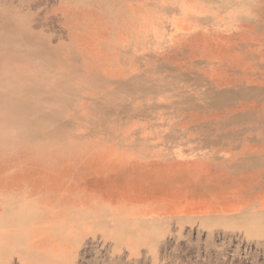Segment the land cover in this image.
Segmentation results:
<instances>
[{"label": "rangeland", "instance_id": "obj_1", "mask_svg": "<svg viewBox=\"0 0 264 264\" xmlns=\"http://www.w3.org/2000/svg\"><path fill=\"white\" fill-rule=\"evenodd\" d=\"M31 1L35 0H0V42L4 41L7 37L9 24L8 22L17 21L18 25H22L25 23V16L27 14L38 12L39 7L43 6L45 3L54 1L56 3V0H37L38 2H40V5L32 6V4L30 3ZM67 1H62L63 3L61 4V7L65 8L69 15L77 16L78 22L77 24L73 25L74 30L80 27H85L91 34L94 35L96 44H100L102 41L109 39L112 47L119 49L123 53H129V50H127V48L130 49L131 46L138 41L139 37L140 39L145 40L146 34L140 36V33L147 31L149 27H151L149 25L150 20L147 23L137 25L136 27L131 22H122L121 20H119L118 25L120 26H117L119 32L114 31L113 27L110 25V22L115 16L119 14V11H132V7L128 4H126L125 7H119V5L117 7L114 6L112 10L107 13V17L105 18H89L87 12H93L98 8H102L107 2L105 0ZM125 1L127 0H111L110 2L114 4H120L121 2ZM154 1L160 2L162 0ZM177 3L179 4L177 8L178 14L171 12V10L168 8H164V12H166V25L164 24L165 28H163L162 31H158L156 33L155 39L158 42H161V38L159 36H162L163 39L166 40V42L172 41V48H180L183 52L190 45L200 43L202 45L206 43L212 44V46H210L213 48L212 50H204V52H206V56L214 59L213 63H211V66L206 67L207 63L200 58H198L193 63L197 64L200 68L204 67L201 71H205V69L208 68L217 75H220L221 72H225L228 75V79L231 77L229 80L232 79L233 81H236L235 87H232V85L229 84L231 87L227 85L229 87H226V89L223 88L221 89L222 91L217 90L214 94L208 95L206 102L199 103L195 100H187L186 103L191 106L194 114L196 113L195 115H197L198 117H202L200 112L204 110L208 111L210 109L211 112L210 114H205L206 117L208 118L211 116L212 118H216L218 115L222 114L223 111L224 113L227 112L224 114V116L226 117L228 115L226 117V120L230 121L235 120V114L239 112H246L247 109H249V111H252L257 107L258 109L262 108L264 104V0H205V3H203L202 0H177ZM210 3L213 5V9L209 8ZM80 5L81 9H79ZM183 11H185L184 14ZM172 23L175 27L172 25ZM31 30L35 35H41V31L39 29L30 28V31ZM75 34H80V32H75ZM215 44L218 45L215 46ZM144 46H148L147 49H143V53L135 54L131 59V62L135 63V65L133 68L128 65V67H130L128 68L130 72L126 74L125 80L128 81L132 78L141 79L144 77H153V88L157 90L166 85L162 77L158 75L157 69L159 65L174 56V50L163 51L159 49L157 45L148 41L144 44ZM214 48H216V50ZM75 49L81 55H86L87 47L76 45ZM209 52L211 54H209ZM1 54L2 51L0 49V55ZM127 58L129 59V57ZM127 58L125 59L128 61ZM251 63L255 64L251 65ZM86 66L88 65H84L83 67ZM61 67L62 66H57L55 67V70L60 73H69L71 77L75 75L74 71L67 70ZM164 68L168 70L167 67ZM196 70L200 69L198 68ZM203 73L204 72H202V74ZM195 74V72H191L190 78L194 79L193 76ZM6 75H9L15 80H21L22 78L27 77L30 79L29 86H31L32 88L35 87L36 83L40 79V75L26 76V74L23 73L22 69L20 68H17L12 72L9 71L8 73H6ZM197 76L198 75H195L194 77ZM228 79H226L225 81H229ZM242 81H244V84L238 83ZM70 82L72 81H69L68 83ZM216 83L217 81L212 80V78L210 80L203 78V82L200 83L197 87H208L212 84L216 86ZM218 83L220 85L225 84L220 80ZM243 88L244 90H242ZM51 90L56 94L64 93V89L61 87L54 89L51 88ZM42 91L46 92L47 89L42 88ZM121 94L123 93L120 92L119 95ZM77 97L80 98L79 95H76L71 97V99L74 101L75 99H77ZM122 97L123 98L121 99V102L117 106H114V109L117 113L123 114V111L132 103H135V105L138 106L137 102H135L127 94H123ZM207 102L210 104H208ZM86 106L89 108L92 107L90 104H87ZM217 109L221 112H217V114L216 112L213 113V110ZM197 111H199V113H197ZM43 113L47 115L48 111H45ZM110 114L115 115L114 113ZM244 116L245 113L238 117L239 120H243V124L248 125L249 123L250 125V123L256 122L254 119L249 117L244 118ZM69 117L71 118V115ZM260 121L261 119L258 118L257 122ZM133 124L134 126L138 125L137 122ZM41 127L44 128L43 125ZM262 127L264 126L262 125ZM132 129L138 131V135L142 137H144L149 132V130L146 132L144 130H139V128H129V131H131ZM227 129L230 133L233 132V130H244V132L240 133L242 139L227 140L224 136L222 139L217 138V141L212 143L213 147H218L217 149H219L216 152L217 154L213 155L212 157V162L215 164L212 167H205L202 164L194 161V157L196 156V154H199V152L195 153L194 151V149L198 146V139H196V137L195 139H190V143L185 144L186 148H178L176 150L177 152H182L183 149L190 150L189 154H187V157H184L185 155L183 157L182 155H178L177 158L174 157L172 162L160 160V163H157L159 162V159L156 157V155L154 156L155 158H148V161H141L140 159L135 157L130 159L126 158L123 152L117 154V150L112 145V143H100V141L98 140H94L93 142L89 143H83L85 144V147L92 148L98 153V155L96 156L87 158L85 156L84 145L81 142L79 143H81L83 146L81 144L75 145V147L77 148L74 149L77 153L79 152L77 154V161L88 159L87 161H90L95 165L97 163V167L94 169L96 175H90V179L96 181L97 179L99 180L100 174L106 176V182L98 181L100 185L98 183L94 185L96 186V188L98 187L100 190L102 189L101 193L96 195V199L94 198V200H106L107 196H113L116 197V206H118L117 200L120 197L121 206L124 209L131 211L130 209H132V206L143 207L146 199V203H148V199L151 204L159 203L160 201L157 202V200L154 199V196L161 195V197H164V199H166L164 202L160 203L158 207V210H160L159 214L161 216H159V221L155 225H152L151 230L148 229L147 224L142 223L143 226H136L137 223L132 222L119 224L114 222L110 218L97 220L98 216L96 218H93V220L96 221H87L86 219H88V217H91L93 214L99 215L97 210L84 208L82 212L77 214L75 210L77 207L73 205L67 206L68 215L70 216L69 218L56 215L55 217H53L54 220L51 219L49 223L48 221H46L48 206L47 201L49 194L47 172L44 171L41 172V174L34 173V176H32L33 178H31V180L25 181L21 184L17 180H13L12 169L7 166V164H0V170L1 168L3 170L7 169L5 171H0L2 174V177L0 178V215L3 217H10L9 220L6 217L8 229H6L3 234H1L0 232V264H156L154 262L158 255V248L165 250L166 248L167 250H172L174 248L185 250V252L182 254H162L163 257L171 256V260H169L168 262L162 261L164 264H245L248 258H253L256 256H258L260 260H262L260 256L263 255V252L258 251L259 246L255 247L254 243L249 242V240L246 239L242 241L243 235H239L237 232L233 233L229 228L233 224L225 225L222 222L223 220H231L232 218L237 217L235 213L238 212L237 210L244 205H249L253 202H261L264 206V143L262 144V142H264V139L262 141V138H264V128H254L252 131L249 130V128H226V130ZM129 131H123V135H128L130 133ZM261 131H263V133ZM155 132H157V130ZM16 137V132H13L12 136L6 139L7 146L11 148V151L8 155L12 156L13 158L18 153L22 152L19 149L13 148V139H16ZM226 141L229 143H227ZM36 142L38 141L36 140ZM152 143H156V141ZM152 145L155 147L154 144ZM40 148L44 153H47L49 149V147L46 145H44V147L41 146ZM203 148L204 147L201 148L202 153L205 150V148ZM155 150L156 149H154V151ZM163 151L166 152L167 150L164 149ZM100 152L106 153L101 154ZM198 159L200 160L199 157ZM225 161L229 162L230 166H225ZM41 162L42 164L44 163V161ZM78 163L79 162H75L76 166L79 165ZM103 163L104 165H102ZM162 164L164 166H162ZM127 165H129L130 168ZM62 168H59L56 172H54V174H51L56 176V179L59 177V179H57L59 181V187H63L65 190L70 191L69 188H72L74 186L77 187L81 184V187L84 188L83 183L85 182L81 179V173L78 171L79 169L75 172L69 173L66 170V166ZM135 168H138L137 171H135ZM159 172L160 174H158ZM131 178L134 179L131 180ZM130 180L132 182H130ZM224 180L228 181L226 182ZM135 181H137V183ZM209 182L211 183V185L209 184ZM77 183L79 185H77ZM15 185L17 187H15ZM8 186H10L9 190H11L13 193H8L6 195L2 191H5L4 188ZM222 187H224L225 189ZM43 188L46 189L44 190ZM104 188L108 189V191H106V189ZM22 189H24L23 191L26 195L19 194V197H16L17 199H14L13 195L18 196L17 192L19 191V193H22ZM25 190L28 192H26ZM192 191L193 193L195 191L193 195ZM108 192H110V194ZM85 193L86 190H80L76 195L79 198L80 195L82 197L85 195ZM119 194H123V196L127 194L129 197H123ZM179 194L180 197H178ZM181 194L185 195L181 196ZM39 195H41L42 197H39ZM213 196L215 197L213 198ZM220 196L224 197L221 198ZM192 197L194 198V200ZM185 199H187L188 202L187 200L185 201ZM200 199H202V201ZM170 200H173V203H171ZM136 201L140 204H137ZM190 201H193L194 203H190ZM182 204L186 205L183 206ZM179 205H181V207ZM204 206H206L207 209ZM225 208H227L228 210ZM119 210L122 211L120 208ZM75 212L76 214H74ZM177 212L185 213L186 215H182L181 217H184L186 219L184 221L178 222V218L173 216L174 213L177 214ZM209 212H211V214H214L215 216H218V218L213 219L212 216H202L198 218L197 216H194L205 214L209 215ZM19 213L26 214L30 218V223H22V225H26V229L28 228V231L25 234V241H18L12 231L15 225H19L18 221L16 220V216ZM192 217H194L195 219H192ZM158 223L160 224L157 225ZM123 225H129L131 227L135 226V230L131 228V231L133 233L132 237L129 235L128 231L125 228H122ZM38 226L43 227L39 228ZM31 231L33 234L32 236L29 235L31 234ZM219 232L221 233V235ZM49 233H51V235ZM149 233H152V236H158L156 238L150 239L148 238ZM227 233L232 234V239L230 238L229 240H234L236 238V240H240L242 243L238 247L239 251L237 253H230L229 256H225V253L222 251L221 247V244L226 239L225 235H227ZM56 234L59 238L56 237ZM145 234H147L148 237L145 236ZM60 235H67V241H62V239H60ZM162 235L164 236L162 237ZM140 236H143V243H134L133 239L138 237L140 238ZM70 237L73 238V240ZM69 240H71V245L75 244L76 242L79 245L78 249L81 251H74L75 248L67 244L69 243ZM151 240L154 241L152 242ZM263 241L264 240H261L262 243ZM46 242H48L49 244ZM54 250H56V252ZM188 251L193 252L189 253ZM213 255H218V257L216 261H210L211 263L197 262L193 260V258H195L196 256ZM43 257L44 259H42ZM181 257H187L190 259L182 261ZM134 258L136 261H134ZM247 264L255 263L248 262Z\"/></svg>", "mask_w": 264, "mask_h": 264}, {"label": "bare ground", "instance_id": "obj_2", "mask_svg": "<svg viewBox=\"0 0 264 264\" xmlns=\"http://www.w3.org/2000/svg\"><path fill=\"white\" fill-rule=\"evenodd\" d=\"M62 1L64 0H56V3L55 1L50 3H45L43 6L39 7L38 12L27 14L25 16V23L22 25H18L17 21L8 22L9 24H8L7 37L4 41L0 42V49L2 51V54L0 55V164L1 165L7 164V166H9L12 169L13 180H17L21 184L24 183L25 181L31 180V178H33L32 176H34V173L41 174V172L44 171L47 172V180H48L47 183L49 188L48 189L49 194L47 201L48 206H47L46 221H48L49 223L51 219L54 220L53 217H55L56 215L69 218L70 216L68 215L67 206L73 205L77 207L75 209L77 214L82 212L84 208L97 210L99 215L93 214L91 217H88V219H86L87 221H96L93 220V218H96L98 216L97 220H104L110 218L111 220L119 224H123L126 222L137 223L136 226H143V224H147L148 229L151 230L152 225H155L159 221V216H161L159 214L160 210H158V207L160 203L164 202L166 199H164V197H161V195L154 196V199L157 200V202L160 201L159 203L151 204L149 202V199H148V203H146L147 202L146 199V202L144 201L145 203L143 207L132 206V209H130L131 211L124 209L121 206L120 197L117 200L118 206H116V197L113 196L112 197L107 196L106 200L105 199L100 201L94 200L96 195L101 193L102 190V189L100 190L98 187L96 188V186L94 185L96 183L99 184L98 181L106 182V176L100 174L99 180L98 179L96 181L91 180L89 176L94 174L96 175L94 169L97 167V163L95 165L92 162L87 161L88 159L77 161L78 160L77 154L79 152L77 153L76 150L74 149L77 148L75 147V145L81 143L83 144V143L93 142L94 140H98L100 141V143L110 142L117 150L116 151L117 154L123 152L126 158L130 159L135 157L142 161V160H147L148 158L152 159V157L156 155V157L159 159L158 160L159 162L157 163H160L161 161L172 162L174 157L177 158L178 155L180 156L182 155V157L185 155L184 157H187L188 156L187 154H189L190 150L183 149L182 152H177L176 150L178 148H186L185 144L190 143L191 142L190 139H195L196 137V139H198L197 141L198 146L194 149V151L195 153L199 152L201 156L199 154H196L195 157L193 156L194 161L199 164H202L205 167H212L215 165L212 162V157L213 155L217 154L216 152L219 150L217 149L218 147L217 148L213 147L212 143L217 141V138L222 139L223 136L227 140L242 139L240 133L244 132V130L241 131L239 129L237 131L233 130V132L230 133L228 132V129L226 130V128H249V130L251 131L254 128H264L262 127V125L264 126V115H263L264 104L260 109H258L257 107L256 109L253 108L255 110L249 111V109L246 108L247 109L246 112H243L245 113L244 118L249 117L256 121L250 123V125L249 123L248 125L243 124V120L238 119V117H240L243 114L241 112L235 114L236 115L235 120H230V121L226 120V117L228 115L225 117L224 114L227 112L224 113L223 111L222 114L218 115L216 118H212L211 116L208 118L206 117L205 114H210L211 112L210 109L208 111L204 110L200 112L202 117L201 116L198 117L197 115H195L196 113L194 114V111L193 109H191V106H189V104L186 103L187 100L191 99L198 101L199 103L206 102L208 95L214 94L217 90L220 91L223 88L226 89V87L230 86L229 84H231L232 87L233 86L235 87L236 81H233L232 79L229 80L231 77L228 79L227 78L228 75L225 72H221L220 75H217L208 68H206L205 71H201L204 67L200 68L197 64L193 63L198 58H200L201 60L207 63L206 67H210L214 59H212L209 56H206V52H204V50L206 49L212 50L213 48L210 47L212 46V44L206 43L202 45L200 43V44L190 45L183 52L180 48H176V49L172 48L171 40H170L171 42H166V40H164L162 36H159L161 38V42H158L155 39L156 33L158 31H162L163 28H165L164 24H165L166 12H164V8H168L171 10V12L178 14L177 8L179 4L177 3V0H162L160 2L158 1L155 2L154 0H141V1L127 0L125 2H121L120 4L119 3L114 4L110 2L111 0H105L107 3L102 8H98L93 12H87L89 18H93V17L105 18L107 17V13L110 10H112L114 6L117 7L119 5V7H123V6L125 7L126 4L130 5L133 9L132 11L130 12L119 11V14L115 16L113 20L110 22V25L113 27V30L116 32H119L117 27L120 26L118 25L119 20H121L122 22L125 21L131 22L135 27L137 25L145 24L150 20L149 25L151 27H149L147 31L140 33V36L146 34V39L145 40L140 39L139 37L138 41L134 45H132L130 49L127 48V50H129V53H123L119 49L113 48L109 39L102 41L100 44H96L94 35L91 34L85 27H80L74 30L73 25L77 24L78 22L77 16L69 15L68 12L65 10V8L61 7V4L63 3ZM67 2H69V0ZM202 2L205 3V0H202ZM30 3L32 4V6L40 5V2H38L37 0L31 1ZM81 5L79 6V9H81ZM212 6L213 5L210 3L209 8L213 9ZM184 12L185 11H183V14ZM172 25L174 26L173 23ZM30 28L39 29L41 31V35L39 36L35 35L32 32V30L30 31ZM75 32H80V34H75ZM147 41L157 45V47L163 51L174 50V56L171 59L159 65L157 69L158 75L162 77L163 81L166 84L164 87L157 90L153 88V82H152L153 77H144L141 79L132 78L131 80L128 81L125 80L126 74L130 72L128 68L130 67L133 68L135 65V63L131 62V59L134 57L135 54L143 53V49H147L148 46H144V44ZM76 45L87 47L86 55H81L79 52H77V50L75 49ZM216 45L218 44H215V46ZM214 49L216 50V48ZM209 54L211 53L209 52ZM126 56L129 57L130 60ZM125 58H127L128 61ZM254 64L255 63H251V65ZM84 65H88V66L83 67ZM128 65L130 67H128ZM57 66H62L61 68L72 70L75 72L74 73L75 75L71 77L69 73L65 74L64 71H62L64 73H60L55 70V67ZM164 67H167L168 70H166ZM17 68L22 69L23 73H25L26 76L40 75V79H39L40 83L38 81L35 87L32 88L31 86H29L30 83L29 78L25 77L22 78L21 80H15L9 75H6V73H8L9 71L12 72ZM198 68L200 70H196ZM191 72H195L196 73L195 75L198 76L194 77L195 76L194 75L193 76L194 79H191L190 78ZM202 72L204 73L202 74ZM203 78L209 80L212 78V80H216L217 81L216 86L212 84L211 86L208 87L198 88L197 86L203 82ZM226 79H228L229 81H225ZM219 80L222 81V83L224 82L225 84L220 85L218 83ZM69 81H72L70 82L72 84L68 83ZM38 83H39V88H38ZM238 83L244 84V81ZM59 87L64 89L63 94L62 93L56 94L54 93V91L51 90V88L54 89ZM42 88H46L47 91L43 92ZM242 90H244V88ZM120 92H122L123 94H127L130 98H132L135 102H137L138 106L135 105V103H132L130 104L129 107H127L123 111V114L117 113L114 109V106H117L121 102V99L123 98L122 97L123 94L119 95ZM76 95H79L80 98L77 97V99L73 101L71 97ZM87 104H90L92 107L90 108L87 107L86 106ZM45 111H48L47 115L43 113ZM213 111H214L213 113L216 112V114L217 112H221L218 109ZM110 113H114L115 115H111ZM197 113H199V111H197ZM70 115L71 118L69 117ZM258 118L261 119L260 122H257ZM135 122L138 123L137 126H134L133 123ZM42 125L44 126V128L41 127ZM129 128H139V130H144L146 132L149 130V132L144 137H142L138 135V131H135L134 129L129 131ZM156 130L157 132H155ZM123 131H129L130 133L129 134L127 133L128 135L125 134L126 136H124ZM263 131L261 132L263 133ZM13 132H16L17 135L16 139H13L14 140L13 148L22 151L18 153L14 158L8 155L11 151V148L8 147L6 144V139L11 137ZM263 137H264V133H263ZM263 139L264 138H262V141ZM36 140L38 142H36ZM154 141H156V143H152ZM263 143L264 142H262V144ZM152 144H154L155 147ZM44 145L49 147L47 153L41 151L40 147L41 146L44 147ZM83 145L85 147V144ZM202 147L205 148L203 153L201 150ZM154 149L156 150L154 151ZM164 149L167 151L166 152L163 151ZM96 155H98V153L94 149L85 147V156L87 158ZM198 157L200 158V160L198 159ZM41 161H44V163L42 164ZM75 162H79L78 163L79 165L76 166L77 163L75 164ZM102 165H104V163ZM64 166L67 167L66 170L69 173L75 172L76 170L79 169L78 171L81 173V179L85 182L83 183L84 188L81 187L80 184V186H77L78 188L74 186L72 188H69L70 191H68L65 190L63 187L58 186L59 181L57 179H59V177L56 179V176L51 174H54V172H56L59 168H62ZM127 166L129 167V165ZM162 166L164 165L162 164ZM225 166H230V163L225 161ZM137 169L135 171H137ZM1 170L3 169L1 168ZM158 174H160V172ZM1 177L2 174L0 172V178ZM133 179L131 178V180ZM131 180L130 182H132ZM135 182L137 183V181ZM209 184L211 185L210 182ZM77 185L79 184L77 183ZM9 187L10 186L5 187L4 188L5 191L2 192L6 195L8 193H13L11 190H9ZM15 187L17 186L15 185ZM23 190L24 189H22V193H19V191L17 192L18 196L12 194L13 198L15 199L16 197H19V194L26 195ZM80 190L82 191L86 190V193L84 196L81 197L80 195V197L78 198L76 194ZM106 191H108V189H106ZM108 193L110 194V192ZM194 193L192 191V195ZM119 195L123 196V194H119ZM182 195L185 194H181V196ZM40 196L41 195H39V197ZM123 197H129V196L125 194ZM178 197H180V194ZM214 197L215 196H213V198ZM220 197L222 198L224 196H220ZM134 200H139V199H134ZM186 200L187 199H185V201ZM200 200L202 201V199ZM191 202L194 203L193 201H190V203ZM171 203H173V200L171 201ZM163 205H167V204H163ZM179 206L181 207V205ZM204 207L206 208V206ZM119 208L122 211H120ZM237 211L238 212L235 213L237 217L232 218L231 220H223L222 223L225 225L233 224L229 227L233 233L237 232L239 235H243L242 241L245 239L249 240V242L255 244L254 245L255 247L259 246V248L257 247L258 251L263 252V255L260 256L262 260H260V258L256 256L253 258H248L245 264H247L248 262L255 264H264V247H263L264 241L263 243L261 242V240H264L263 204L261 202H253L250 203L249 205L242 206ZM76 212L74 214H76ZM210 214L211 212H209V215L205 214V215H194V216H197L198 218L202 216L205 217L212 216L213 219L218 218V216H215L214 214L211 215ZM182 215H186V214L177 212V214L174 213L173 216L178 218L177 220L178 222H181L186 219L184 217H181ZM6 217L0 215L1 234H3V232L6 229H8L7 227L8 223L6 219L8 218L9 220L10 217L7 218ZM192 219L195 218L192 217ZM16 220L18 221L19 225H15L13 227L12 231L14 233V236L18 241H25L26 240L25 234L28 231V228L26 229V225L24 224L22 225V223L24 222L30 223V218L26 214L19 213L16 216ZM159 224L160 223H158L157 225ZM122 228H125L131 237L133 236L131 228L135 230V226L131 227L129 225H123ZM49 234L51 235V233ZM29 235L30 236L33 235L32 231L31 234ZM145 236H147V234H145ZM157 236L158 235L152 236V233H149V237L148 236L147 237L152 239V238H156ZM163 236L164 235H162V237ZM231 236L232 234L227 233V235H225L226 237L225 241L221 244L222 251L225 253V256H229L230 253H237L239 251L238 247L240 246V244H242L241 241L236 240V238L234 240H229L230 238L232 239ZM56 237H58V235ZM67 237H68L67 235H60V239H62V241L64 242L67 241ZM142 237L140 236V238L138 237L133 239V242L136 244L142 242L143 239ZM71 239L73 240V238ZM70 241L71 240H69V243L67 244L71 245L72 243H70ZM71 246L75 248L74 251L79 250L78 249L79 245L76 242ZM54 251L56 252V250ZM184 252L185 250L182 249L180 250L176 248L172 250H167V248L166 250L158 248L157 249L158 255L157 258L154 257L156 258L154 263L164 264L163 262H168L169 260H171L170 259L171 256L163 257L162 254L165 253L182 254ZM188 252L192 253L193 251H188ZM217 257L218 255L196 256L195 258H193V260L197 262L211 263L216 261ZM135 258L134 261H136ZM42 259H44V257ZM189 259L190 258L187 257H181L182 261Z\"/></svg>", "mask_w": 264, "mask_h": 264}]
</instances>
